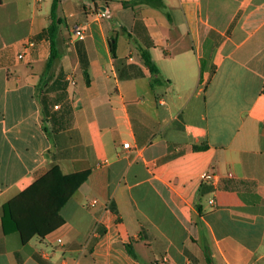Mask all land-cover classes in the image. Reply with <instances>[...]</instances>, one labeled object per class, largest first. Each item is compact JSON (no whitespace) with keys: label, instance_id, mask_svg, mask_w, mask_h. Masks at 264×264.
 Wrapping results in <instances>:
<instances>
[{"label":"crops","instance_id":"obj_1","mask_svg":"<svg viewBox=\"0 0 264 264\" xmlns=\"http://www.w3.org/2000/svg\"><path fill=\"white\" fill-rule=\"evenodd\" d=\"M53 1L0 0V264H264V0H88L48 67Z\"/></svg>","mask_w":264,"mask_h":264},{"label":"trees","instance_id":"obj_2","mask_svg":"<svg viewBox=\"0 0 264 264\" xmlns=\"http://www.w3.org/2000/svg\"><path fill=\"white\" fill-rule=\"evenodd\" d=\"M58 0H54L51 7V21L49 25L43 31L48 38L50 44V54L47 62V66L50 67L52 62L58 57L59 53L56 48V38L59 31L60 21L56 16ZM110 50L114 54V41L109 42ZM141 59L144 65L151 71L156 72L157 68L153 64L150 55L147 51H142ZM86 171L76 172L68 175H63L58 167L52 168L45 176L42 182L41 195L47 201V212L41 224L39 230V236L44 235L51 229L60 225L62 219L59 215V211L70 196L77 190L78 186L86 179ZM209 264V260L207 261Z\"/></svg>","mask_w":264,"mask_h":264},{"label":"rangeland","instance_id":"obj_3","mask_svg":"<svg viewBox=\"0 0 264 264\" xmlns=\"http://www.w3.org/2000/svg\"><path fill=\"white\" fill-rule=\"evenodd\" d=\"M88 0H58L57 17L60 21V30L64 39L67 41L70 37V28L79 23V19L73 14H77V5L86 3ZM109 4L110 16L109 22H115L124 13V10H132V1L128 0H107ZM128 11V12H129Z\"/></svg>","mask_w":264,"mask_h":264},{"label":"built area","instance_id":"obj_4","mask_svg":"<svg viewBox=\"0 0 264 264\" xmlns=\"http://www.w3.org/2000/svg\"><path fill=\"white\" fill-rule=\"evenodd\" d=\"M97 15L99 17H106V18H108L110 16V10H109V8H108V6L106 5L105 2H103L102 8L99 9V11L97 12ZM73 33L79 39H82L85 36V32L79 27L74 28ZM33 43H34L33 41H30V42H28L27 46H31V45H33ZM22 57H23L22 53L18 54V58L19 59H21ZM122 146L124 148H128L129 147V143L128 142H124L122 144Z\"/></svg>","mask_w":264,"mask_h":264}]
</instances>
